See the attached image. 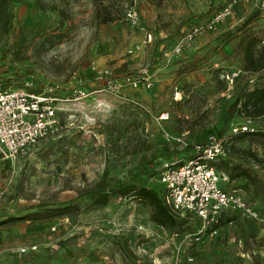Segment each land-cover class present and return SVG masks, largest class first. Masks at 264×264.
Listing matches in <instances>:
<instances>
[{"label":"rangeland","instance_id":"obj_1","mask_svg":"<svg viewBox=\"0 0 264 264\" xmlns=\"http://www.w3.org/2000/svg\"><path fill=\"white\" fill-rule=\"evenodd\" d=\"M227 2L78 0L66 7L60 0H8L10 26L0 28V90L22 77L35 82L36 92L52 87L59 97L73 98L79 89L88 97L63 104L57 129L27 157L0 155V264H264V170L248 161L230 163L257 175L260 187L245 189L242 178L228 186L242 187L257 218L235 217L197 243L184 238L196 231L194 218L184 232L170 233L153 224L149 208L136 199L112 197L101 207L84 195L101 182L160 192L158 172L186 156L164 134L182 135L192 148L211 137L226 140L231 127L242 125L241 115L228 116L230 106L244 84L264 86V70L245 75L240 41L248 36L264 46V0L239 3L230 18L206 29ZM129 6L138 10L136 27L125 20ZM195 25L203 34L172 54L181 31ZM231 74L234 88L225 83ZM146 78L148 88L124 83L117 93L106 90L107 81ZM252 122L264 133V117ZM251 149L264 157V144ZM66 206L74 207L70 214L1 224Z\"/></svg>","mask_w":264,"mask_h":264},{"label":"built area","instance_id":"obj_2","mask_svg":"<svg viewBox=\"0 0 264 264\" xmlns=\"http://www.w3.org/2000/svg\"><path fill=\"white\" fill-rule=\"evenodd\" d=\"M251 0H228L227 4L212 16L206 29L212 30L230 18L233 8L239 3ZM125 20L131 27L139 24V13L136 6L125 10ZM204 27L195 25L181 31L180 37L173 45L172 54L179 55L194 39L201 36ZM151 33L144 32V42H152ZM236 74L226 75L225 83L231 88ZM124 83L138 87L140 83L150 86L149 79L107 81L106 90L117 93ZM97 90L94 94L102 93ZM72 97H59L52 87H45L36 92L35 82L31 79L13 80L6 90H0V155L4 159L17 160L28 156L31 148L52 134L58 127L57 112L60 107L72 100L85 99L88 94L74 89ZM167 115H161L166 119ZM254 127L249 121L241 126L231 127L226 140L237 133H252ZM168 145H177L181 150H187V144L182 135L164 134ZM225 139L211 137L204 145H194L190 159L178 164H165L157 174V182L163 190V199L171 213L181 218L188 216L197 221V229L184 238L197 243L205 233L219 226V217L225 212H234L242 218L256 219L257 213L245 201L243 193L238 190H225L228 176L218 171L214 164L226 158L227 146ZM52 231L55 228H51ZM214 231V229H213ZM215 233V232H213ZM179 234H174L177 238ZM33 251L35 247L31 248ZM24 251L22 250L21 253Z\"/></svg>","mask_w":264,"mask_h":264},{"label":"trees","instance_id":"obj_3","mask_svg":"<svg viewBox=\"0 0 264 264\" xmlns=\"http://www.w3.org/2000/svg\"><path fill=\"white\" fill-rule=\"evenodd\" d=\"M66 7L70 6L78 0H60ZM153 5H159L161 0H151ZM8 0H0V28L4 31L10 26V17L7 15L6 4ZM40 5V0H37ZM114 19L109 17L107 21L112 22ZM242 48V71L245 75H256L264 70V46L258 47V42L255 38L245 37L240 41ZM26 78H15L13 80H24ZM236 81V80H235ZM235 81L231 88H234ZM235 114H239L245 118L242 125L249 121L254 127L252 120L260 119L264 117V86L255 87L251 90L248 89V84H244L238 91L237 95L230 106L228 116L233 117ZM241 126V125H237ZM256 127H254L255 129ZM231 129V128H230ZM230 131V130H229ZM218 138V137H217ZM234 139V140H232ZM236 143H245L246 147L241 148ZM254 144H264V133L254 130L252 133H237L230 139L229 146H227V154L225 159L217 161L215 168L225 173L228 176V183L224 186L225 190H238L243 193L245 199V193L240 187H230V183L238 179H245V186L247 189L249 185L253 188H258L261 185V180L257 175H254L250 170L244 169L240 163H230L231 159H242L248 161L253 166L264 170V157L259 156L255 151L251 149ZM192 152L188 148L186 150V156L182 159V162L190 159ZM182 162L178 163L180 165ZM84 195L89 197L97 206L104 207L109 204L112 197L120 199H136L143 205L147 206L150 210V221L169 231L170 233H182L185 231L186 226L191 221L188 216L183 218L175 216L171 213L166 206L163 199V190L160 187V192L147 186H137L129 182H116L112 185H105L104 183H98L93 187H90L84 192ZM246 201V200H245ZM74 207L66 206L56 208L45 215H39V213H31L22 217H11L3 221L1 224H11L15 221H27V220H41L52 219L58 216L70 214ZM235 217H239L237 213L225 212L219 217V226L223 223L232 222ZM214 227L213 229H216ZM212 229V230H213Z\"/></svg>","mask_w":264,"mask_h":264}]
</instances>
